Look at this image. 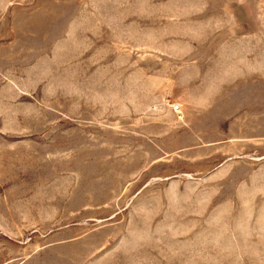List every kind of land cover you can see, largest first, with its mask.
Returning a JSON list of instances; mask_svg holds the SVG:
<instances>
[{"label": "rangeland", "instance_id": "obj_1", "mask_svg": "<svg viewBox=\"0 0 264 264\" xmlns=\"http://www.w3.org/2000/svg\"><path fill=\"white\" fill-rule=\"evenodd\" d=\"M0 264H264V0H0Z\"/></svg>", "mask_w": 264, "mask_h": 264}]
</instances>
